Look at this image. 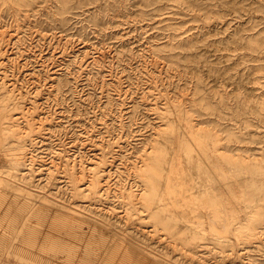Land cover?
Listing matches in <instances>:
<instances>
[{"label":"rangeland","instance_id":"1","mask_svg":"<svg viewBox=\"0 0 264 264\" xmlns=\"http://www.w3.org/2000/svg\"><path fill=\"white\" fill-rule=\"evenodd\" d=\"M66 1L0 0V42L8 51L1 73L27 112L13 127L20 137L7 133L5 146L0 143V166L19 152L17 146L28 133L25 151L34 163L30 185L0 176V264H71L73 256L68 258L67 252L47 249L50 242L44 251H35L33 260L18 255L21 242L16 240L27 232L7 209L23 202L49 204L83 220L94 244L90 255L80 249L78 264L87 258V264H97L104 239L119 237V232L108 231L104 219L89 216L91 212L121 227L144 230L145 252L159 264H264L258 239L242 250L243 239L232 231L218 230L232 247L215 250L204 212L201 219H193L202 233L188 246L194 255H182L185 250L173 240L161 241L151 232L152 224L143 228L146 220L138 219L145 218L142 210L126 218L127 207L116 197L122 188L141 189L135 174L143 156L157 140H165L162 131L170 134L159 119L164 114L175 120L181 136L187 135L184 123L190 120L206 132L216 128L232 155L260 159L258 172L231 167L213 175L202 169L194 183L203 199L227 197L243 208L248 202L235 198L241 187L222 183L255 180L260 189L253 194L260 196V216L264 213V0ZM256 41L260 46L255 49ZM54 76L62 84H53ZM29 119H35L34 127ZM97 159L108 168L103 185L109 187V199L77 195L76 183L69 179L72 167L79 185L93 181L94 173L83 176L81 169ZM181 209L170 207L173 213ZM243 210L239 220L245 223ZM118 250L116 258L123 254Z\"/></svg>","mask_w":264,"mask_h":264},{"label":"bare ground","instance_id":"2","mask_svg":"<svg viewBox=\"0 0 264 264\" xmlns=\"http://www.w3.org/2000/svg\"><path fill=\"white\" fill-rule=\"evenodd\" d=\"M259 46L260 41H256L254 48L256 49ZM7 53L8 51L3 48V44L0 42V65L4 63ZM1 70L0 68V92L3 95L0 96V143L5 146L4 141L7 133H13L16 137H20V134L13 127L21 119L27 117V112L21 106V98L15 95L13 84H10L8 77L3 75ZM52 81L53 84H62V81H59L56 76L52 77ZM166 109H169V106H166ZM17 110H21L20 113L14 114L13 112ZM5 119L8 121H4ZM159 119L170 127L168 131L170 134L168 135L166 130L162 131L165 140L163 142L157 140V143L153 145V151L144 155L142 162L140 161L142 164L138 167L135 176L141 189L122 188L120 195L116 196L127 207L124 209L125 217L129 219L142 210L145 213V218L138 219L146 220L143 228L146 229L149 224H152V226H148V228L153 227L151 232L159 236L158 238L162 239L161 241L165 239L173 240L174 244L176 243L178 247L181 246L182 250H185L186 253L182 255L188 256L189 254L190 256V254L194 255L195 253V251L189 252L188 246L195 244V241L202 237V233L197 230L201 225L194 222L196 218L201 219L203 217L202 212L208 218L211 235L209 244L213 245L215 250L226 251L230 246L232 247L230 241L224 239L218 231L223 229L227 232L232 231L243 239L241 242V245H244L242 250H247L250 247L249 244L253 243L252 238L258 239L255 243L257 248L260 244L264 246V238L262 237L264 236V213L260 216V203H258L260 196L257 197L253 194L254 190L260 189L255 180L248 184L244 181L245 179H240L238 184L229 185L230 182L226 179L222 183L225 186L239 185L241 187L239 189L241 195H235V198L248 202V205L243 207L247 215L245 223L239 220L240 213L244 212L243 208L235 206L227 197H223L222 200L219 198H212L209 201L203 199L195 190L196 184L194 183V180H196L195 175L202 169L213 175L223 174L231 167L258 172L262 168L260 159L251 155L245 156L240 152L238 155H232L230 146L227 147L221 143L219 131L216 128L208 129L206 132L204 129H197V125L192 124L189 120L184 123L186 129H188L187 135L181 136L175 131V120L167 118L164 114L161 117L159 116ZM34 120L29 119L28 124L35 126ZM4 125H8V128H5ZM215 126L217 127V125ZM35 129L37 128L32 130ZM30 138L29 133L24 136L23 141L21 140L17 146L19 152L14 153L15 157L12 155L13 158L7 163L5 162V165L0 166L1 177L9 175L15 179L11 182L26 181L29 185L32 183L27 180L30 177L28 173L32 174L34 170V163L28 157L29 153L25 151L27 139L30 140ZM31 140L33 142V139ZM209 144H212L211 153L208 152ZM248 152L249 150L243 151L244 154ZM257 155L260 157V153ZM97 161L90 163V167L87 166L81 169L83 176L88 172L95 175L93 181L82 185L86 186L84 189L74 179L76 178L75 174H77L75 168L71 167L72 177H69V179L76 183L75 193L77 195H85L88 198L91 194H94L98 198L109 199L107 195L110 193L108 182H106L108 189H105L103 185V178H105V174H108V168L102 165L103 160ZM11 182L10 184H13ZM104 189L106 192L102 193ZM176 195L182 197V200H184L183 205H180L179 198ZM255 202L256 204H252ZM23 206L24 211H21ZM171 206H178L182 209L177 213H173L170 210ZM8 214L17 218L19 223L21 221L23 231L27 232V236L23 235L21 239L16 240L21 242L20 244L17 242V247L21 245V248H17L18 255L27 256L28 259L33 260L37 254L35 251H44L46 249L45 244L50 242L47 249L55 250L58 248L59 252H67L68 258L73 256L70 263L78 264V253L81 248L89 255L93 250V237L92 235H86V232H84L83 220L69 214L67 211L59 212L55 209V206L49 204L35 207L30 203L23 202L22 206L15 203L13 207L10 204L7 209ZM28 214H30L29 218H27ZM89 216L104 219L103 222L110 233L119 232V237L116 240L115 234L113 240L109 241L104 239L109 232L103 235V252L100 259L97 260V264H159L145 252L147 244L145 243L146 236L142 234H146L144 230L140 231L141 233L131 230L134 228H131L129 224L121 227L111 219L107 220L104 216V218L97 216L96 212H91ZM180 222H184L185 225H181ZM188 223H191V225H188ZM89 229L94 230L90 227ZM129 241L130 246L128 245ZM116 250L118 252L122 251L123 254L116 258ZM185 257L183 256V258ZM89 262V258L82 261L84 264ZM174 264H184V262L177 261Z\"/></svg>","mask_w":264,"mask_h":264}]
</instances>
